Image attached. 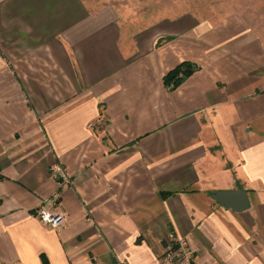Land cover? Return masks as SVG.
Returning a JSON list of instances; mask_svg holds the SVG:
<instances>
[{"label": "crops", "instance_id": "crops-1", "mask_svg": "<svg viewBox=\"0 0 264 264\" xmlns=\"http://www.w3.org/2000/svg\"><path fill=\"white\" fill-rule=\"evenodd\" d=\"M245 22L133 32L110 5L0 0V264H156L170 231L199 264H264V35Z\"/></svg>", "mask_w": 264, "mask_h": 264}, {"label": "rangeland", "instance_id": "rangeland-1", "mask_svg": "<svg viewBox=\"0 0 264 264\" xmlns=\"http://www.w3.org/2000/svg\"><path fill=\"white\" fill-rule=\"evenodd\" d=\"M94 10L110 5L124 23L136 32L157 19L192 13L219 24L229 16H241L253 31L264 35V0H84Z\"/></svg>", "mask_w": 264, "mask_h": 264}, {"label": "built area", "instance_id": "built-area-1", "mask_svg": "<svg viewBox=\"0 0 264 264\" xmlns=\"http://www.w3.org/2000/svg\"><path fill=\"white\" fill-rule=\"evenodd\" d=\"M38 216L54 228H61L65 221L62 212L50 210L46 206L39 208ZM156 264H199V262L187 238L170 231L164 239V251Z\"/></svg>", "mask_w": 264, "mask_h": 264}, {"label": "water", "instance_id": "water-1", "mask_svg": "<svg viewBox=\"0 0 264 264\" xmlns=\"http://www.w3.org/2000/svg\"><path fill=\"white\" fill-rule=\"evenodd\" d=\"M212 197L226 208L236 211L249 207V198L245 191H217L212 194Z\"/></svg>", "mask_w": 264, "mask_h": 264}, {"label": "trees", "instance_id": "trees-1", "mask_svg": "<svg viewBox=\"0 0 264 264\" xmlns=\"http://www.w3.org/2000/svg\"><path fill=\"white\" fill-rule=\"evenodd\" d=\"M194 69L196 66L190 61L183 62L164 76V82L167 86L177 87Z\"/></svg>", "mask_w": 264, "mask_h": 264}]
</instances>
